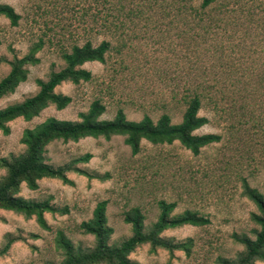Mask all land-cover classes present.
Listing matches in <instances>:
<instances>
[{"label": "rangeland", "instance_id": "obj_1", "mask_svg": "<svg viewBox=\"0 0 264 264\" xmlns=\"http://www.w3.org/2000/svg\"><path fill=\"white\" fill-rule=\"evenodd\" d=\"M243 2L242 4H239ZM19 16L11 26L0 16V79L12 58H20L34 46L35 65L26 66L25 81L0 99V109L23 101L38 91L36 80L63 67L61 52L89 42L109 43L104 63L86 62L88 82H63L54 93L70 102L61 110L44 108L29 121L21 118L0 131V159L23 153L20 136L48 117L77 121L93 100L109 120L120 109L128 121L161 114L180 122L184 101L195 87L204 95L198 115L206 123L193 134H214L212 142L192 155L177 142L152 145L140 142L131 155L121 136L109 140L83 138L54 141L44 148L52 167L90 154L85 164H75L88 179L67 172L72 185L42 179L35 191L20 186L24 199L48 200L65 214L44 213L48 230L34 217L0 211V264H57L61 260L54 237L61 231L74 246L88 249L93 239L77 230L91 217L99 201L106 202L107 241L116 246L131 235L122 214L136 207L147 230L156 220L157 202L174 203L171 215L191 210L209 223L181 226L159 236L175 242L191 241L189 254L152 252L147 244L128 255L136 264H217L218 258L234 259L242 247L232 234L253 238L257 229L250 220L257 213L243 194V186L264 197V4L263 0H219L199 11L200 0H0ZM246 4V8L242 5ZM204 15L201 21H197ZM189 92V93H188ZM4 170L0 169V178ZM10 241L6 251L2 249ZM254 264H264L255 262Z\"/></svg>", "mask_w": 264, "mask_h": 264}, {"label": "trees", "instance_id": "obj_2", "mask_svg": "<svg viewBox=\"0 0 264 264\" xmlns=\"http://www.w3.org/2000/svg\"><path fill=\"white\" fill-rule=\"evenodd\" d=\"M218 1L200 0L199 11L202 12ZM238 1L234 0V3ZM242 6L246 8L247 5ZM0 16L8 20L11 26H16L19 20V16L12 7L3 3H0ZM203 16L199 14L197 21H201ZM38 49L39 46H34L24 56L14 57L8 62L9 70L0 79V99L12 93L19 83L25 81L26 66L37 63L34 53ZM108 50L109 43L101 41L96 46L85 42L81 46H72L68 52H61L63 67L58 71L50 72L45 81L36 80L38 91L33 96L0 109V131L7 134L6 124L8 122L17 118L29 121L49 105H53L56 110L63 109L69 104L70 98L54 93V88L63 82L71 84L88 82L91 79L90 73L80 67L86 62L104 63ZM187 95L180 122L176 124L171 123L166 114H161L155 121L146 115L138 121H128L120 109H117L109 120L99 119L104 107L99 101L93 100L84 113L78 114L77 121L48 117L32 128L24 129L19 140L24 147L23 153L10 160L0 159V169L4 170V175L0 178V211H10L25 218L34 217L38 226L43 230H48L43 219L44 213L65 214L67 212L66 208L53 207L48 200L24 199L18 195L21 185L29 191H35L38 181L42 179H56L71 186L72 182L66 177L69 171L88 179L91 178L84 171L74 167L75 164L88 162L91 156L87 153L63 166L52 167L47 164L44 148L54 141L76 142L87 137L109 140L113 136H121L131 155L139 152L142 140L152 145H168L177 142L192 155H196L200 148L219 141V136L214 134H193L196 129L206 123V119L198 115L200 100L204 95L198 92V87H195L185 97ZM243 194L257 210V213L250 214V220L257 229L252 230V239L244 234H232L231 239L240 245L242 250L234 259L218 258L217 264L264 263V197L246 185L243 186ZM105 208V201L97 202L92 209L91 217L77 225V230L81 234L92 237L93 246L91 248L82 249L74 246L61 231L55 233L54 246L61 256L57 264H136L128 259V255L138 246L145 244L152 252L161 249L168 253L181 251L188 255L191 247L189 239L175 242L171 239H163L159 235L167 229L185 225L202 227L209 223L206 217L191 210L171 215L175 204L158 201L156 220L147 230L143 225L144 216L138 208L133 207L125 211L122 214V222L130 226L131 235L118 245L110 246L107 241L112 230L106 224ZM10 243V241L5 243L2 252L6 251Z\"/></svg>", "mask_w": 264, "mask_h": 264}]
</instances>
